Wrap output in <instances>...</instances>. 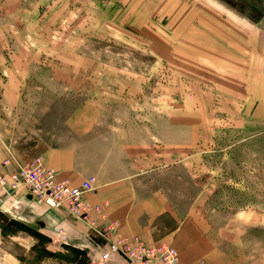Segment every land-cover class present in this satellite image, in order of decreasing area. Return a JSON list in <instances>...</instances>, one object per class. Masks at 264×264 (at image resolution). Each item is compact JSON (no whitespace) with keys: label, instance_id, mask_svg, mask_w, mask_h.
<instances>
[{"label":"rangeland","instance_id":"rangeland-1","mask_svg":"<svg viewBox=\"0 0 264 264\" xmlns=\"http://www.w3.org/2000/svg\"><path fill=\"white\" fill-rule=\"evenodd\" d=\"M263 44L264 0H0V169L72 142L71 121L140 127L173 203L237 213L223 256L264 264ZM6 199L0 264L107 263Z\"/></svg>","mask_w":264,"mask_h":264},{"label":"crops","instance_id":"crops-1","mask_svg":"<svg viewBox=\"0 0 264 264\" xmlns=\"http://www.w3.org/2000/svg\"><path fill=\"white\" fill-rule=\"evenodd\" d=\"M255 113H261L264 119L263 100ZM125 126L126 123L99 119L71 121L72 142L43 148L39 155L60 178L75 184L90 176L96 178L95 190L86 192L83 198L100 208L91 214L96 228L117 223L110 232L98 235L87 223L31 199L22 189L1 204L7 211L18 206L23 211L31 209L44 233L53 240L84 249L93 263L101 261L106 242L121 234L138 235L153 243L169 242L178 252L179 264H234L223 256L221 245L234 237L238 214L224 218L223 224L222 217L218 220L202 209L200 193L185 209L175 205L167 189L157 183L153 168L157 161L151 157L148 142L143 143L141 128ZM164 146L162 172L174 162L173 142ZM106 264L127 262L114 255Z\"/></svg>","mask_w":264,"mask_h":264},{"label":"built area","instance_id":"built-area-1","mask_svg":"<svg viewBox=\"0 0 264 264\" xmlns=\"http://www.w3.org/2000/svg\"><path fill=\"white\" fill-rule=\"evenodd\" d=\"M0 169V201L24 190L31 199L68 213L75 220L87 223L98 235L110 232L117 223L112 222L102 229L95 227L92 212H99L83 195L95 190L96 178L90 176L78 184L60 178L57 172L46 166L41 156L27 163L6 158ZM117 255L127 264H179L177 250L167 241L149 242L138 235L117 234L104 245L100 260L109 261Z\"/></svg>","mask_w":264,"mask_h":264},{"label":"trees","instance_id":"trees-1","mask_svg":"<svg viewBox=\"0 0 264 264\" xmlns=\"http://www.w3.org/2000/svg\"><path fill=\"white\" fill-rule=\"evenodd\" d=\"M70 247H72V246H70ZM72 248H74L75 250H77L79 253H82V254H85L86 253V251L84 249H80V248H76V247H72Z\"/></svg>","mask_w":264,"mask_h":264}]
</instances>
